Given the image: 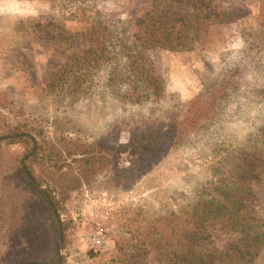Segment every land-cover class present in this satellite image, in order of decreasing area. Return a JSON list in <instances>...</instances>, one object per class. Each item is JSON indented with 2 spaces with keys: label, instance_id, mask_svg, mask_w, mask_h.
Instances as JSON below:
<instances>
[{
  "label": "rangeland",
  "instance_id": "rangeland-1",
  "mask_svg": "<svg viewBox=\"0 0 264 264\" xmlns=\"http://www.w3.org/2000/svg\"><path fill=\"white\" fill-rule=\"evenodd\" d=\"M217 4L223 10L208 22L209 35L189 50L142 52L137 22L160 13L159 1L0 0L1 131L21 124L50 140L63 134L90 144L117 126L126 144L124 122L179 119L199 96L216 104L198 130L130 185H109L105 172L72 194L64 264H170L155 232L161 217L221 201L240 159L264 158V0ZM188 13L176 6L171 15ZM92 34L106 39L112 59L103 66L86 53ZM148 77L159 81L161 96L148 91ZM132 163L124 154L116 164ZM253 187L264 217V175ZM98 222L107 224L108 241L94 249L85 236ZM211 231L209 248L224 250L232 236Z\"/></svg>",
  "mask_w": 264,
  "mask_h": 264
},
{
  "label": "trees",
  "instance_id": "trees-1",
  "mask_svg": "<svg viewBox=\"0 0 264 264\" xmlns=\"http://www.w3.org/2000/svg\"><path fill=\"white\" fill-rule=\"evenodd\" d=\"M156 1L165 8L137 22L134 37L142 52L189 50L209 35L208 22L223 10L218 0ZM176 6L189 7L191 13L173 16ZM89 42L86 53L94 64L111 61L105 37L92 34ZM147 89L152 96L162 95L154 77L147 78ZM215 107L213 98L199 96L179 119L124 122L121 129L130 134L126 144L119 142L117 126L90 144L63 134L50 140L21 124L0 130V264H64L62 249L73 223L66 219V205L72 194L105 172L109 185H130L138 172L198 130ZM124 154L133 163L120 168L116 163ZM69 160L80 165L79 172L67 164ZM233 175L231 185L220 189L221 201L202 200L161 217L155 232L170 264H264V217L255 210L253 187L263 178L264 158L243 157ZM215 228L232 236L224 250L209 248ZM174 248L186 252L179 254Z\"/></svg>",
  "mask_w": 264,
  "mask_h": 264
},
{
  "label": "built area",
  "instance_id": "built-area-1",
  "mask_svg": "<svg viewBox=\"0 0 264 264\" xmlns=\"http://www.w3.org/2000/svg\"><path fill=\"white\" fill-rule=\"evenodd\" d=\"M108 231L109 229L105 222H98L95 230L85 236V241L90 247L100 249L108 241Z\"/></svg>",
  "mask_w": 264,
  "mask_h": 264
}]
</instances>
